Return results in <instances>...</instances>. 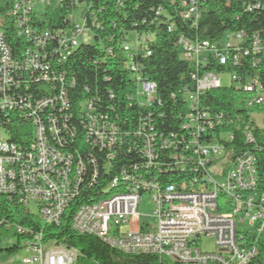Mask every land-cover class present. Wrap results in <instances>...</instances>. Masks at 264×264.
I'll use <instances>...</instances> for the list:
<instances>
[{"label":"built area","instance_id":"1","mask_svg":"<svg viewBox=\"0 0 264 264\" xmlns=\"http://www.w3.org/2000/svg\"><path fill=\"white\" fill-rule=\"evenodd\" d=\"M263 2L254 0L247 8H259ZM181 5L182 17L195 22L196 0H181ZM53 9L64 10L65 27H39L37 22ZM9 12L13 35L22 47L13 50L0 31V114L7 121L13 117L16 124L29 121L33 138L28 144L14 142L0 129V194L28 216L55 226L74 199L84 196L71 215V229L95 236L122 254L153 255L174 264H250L264 232L257 137L246 130L243 139L249 148L227 150L234 134L219 129L222 114L201 108L199 96L221 85L220 74H192L194 87L184 92L188 109L179 116L177 131L162 133L150 115L138 116L135 130L123 131L118 122L133 117L119 116L98 89L91 94L84 85L76 91V79L64 67L80 45L78 37L91 33L89 23L96 25L85 1L12 0ZM244 37L242 32L227 34L218 47L183 36L178 43L183 58L196 66L209 55L219 65L235 66L246 56H253V65L264 63V35H252L247 47L240 45ZM149 38L132 33L118 44L135 83L124 94L126 102L146 109L154 102L156 84L140 74L133 57ZM230 78L237 81L234 75ZM239 86L246 94L245 107L264 135L262 84L253 79ZM82 93L87 95L80 98ZM129 140L127 146L138 150L139 160L123 161L105 179L120 145ZM98 159L105 174L101 177ZM143 200L155 224L139 212ZM0 223L11 226L9 221ZM12 226L26 235L27 255L17 264H75L79 251L74 247L46 239L33 226ZM208 238L214 241L212 251L201 246Z\"/></svg>","mask_w":264,"mask_h":264},{"label":"trees","instance_id":"2","mask_svg":"<svg viewBox=\"0 0 264 264\" xmlns=\"http://www.w3.org/2000/svg\"><path fill=\"white\" fill-rule=\"evenodd\" d=\"M84 1L89 9L88 13H95V24L98 27L89 23L95 42L80 44L64 64L66 71L76 79V91H80L84 85L89 87L91 94L98 89L100 96L115 107L119 116L133 117L129 118L132 121L121 119L118 122L123 131L135 130L137 117L150 115L154 127L166 134L169 131H177L181 118L179 116L187 112L184 92L193 90V73L210 71L234 75L236 82L230 78V85H220L205 91L199 96V102L201 108L212 115L222 114L224 122L219 127L220 130L233 132L234 138L226 145L227 150L237 152L249 148V144L243 139L246 130H251L257 137L255 159L258 189L264 193V135L255 126L250 110L245 107L246 94L239 86L246 80L254 79L264 88V63L253 65V56H246L241 57L235 66L230 62L219 65L215 57L209 55L206 62L196 66L183 58L182 47L178 43L179 37L183 36L193 43L207 42L218 47L227 34L242 32L245 37L240 45L247 47L252 35H264V2L259 8L248 9L247 6L253 5L254 0H196L198 17L194 22L182 17L181 0ZM11 2L12 0H0V31L4 33L11 48L19 50L22 41L13 35V22L9 12ZM64 14L61 9L50 10L37 25L49 30L64 28ZM132 33L150 36L133 57V61L138 63L140 74L156 84L154 102L147 109L135 103L127 104L124 97L125 92L135 86V83L131 81L129 71L124 68L126 59L122 56L118 44ZM147 52L150 53L147 55ZM110 93L113 97H109ZM86 95L87 93H82L80 98ZM4 117L5 114H0V129L5 137L19 143L31 142L33 126L29 121L24 120L23 123L16 124L13 117L9 116L8 121ZM29 126L31 128L27 129ZM125 141L120 145L122 149L116 159L111 162L113 170L109 171L105 179L111 177L110 173L113 174L123 161L139 160L138 150H131L127 146V143L132 141ZM126 151L130 152L124 155ZM98 163L101 177L105 175L100 165L101 159H98ZM106 181L104 180L103 184ZM83 199L84 196L76 197L65 210L61 222L55 226L43 224L37 218L28 216L14 201L9 200L7 195L0 194V220L11 223L9 228L0 223V229L16 236L17 240L25 239L26 235L17 233L13 224L41 229L46 239H54L57 243L79 251L75 264H165V260H159L156 256L122 254L95 236L75 233L70 226L71 215ZM258 246V255L250 264H264V232ZM2 249L13 251L16 246H0V250Z\"/></svg>","mask_w":264,"mask_h":264},{"label":"rangeland","instance_id":"3","mask_svg":"<svg viewBox=\"0 0 264 264\" xmlns=\"http://www.w3.org/2000/svg\"><path fill=\"white\" fill-rule=\"evenodd\" d=\"M93 36L94 35L91 33H87V32L83 33L80 37H78V42L80 44H85V45L93 44L95 42ZM219 78L221 85L228 86L231 84L230 73L228 72L222 73L219 75ZM233 84L236 85L235 82H233ZM138 99L139 102L143 101L142 96H139ZM29 128L31 127L29 126L27 129ZM219 201L222 202V199H220ZM138 210L141 214L147 215L145 219H147V221H149L150 224H155L156 220L154 217L150 216L151 207L147 200L142 201ZM0 239H1L0 246L2 248L6 246L11 247L13 245L16 246V249L13 251H8L5 249L0 250V264H17L20 262V259L22 257L27 255V253L25 252V245H24L26 240L24 238H20L19 240H17L16 236H11V233L6 232L3 229H0ZM201 246L202 249L207 251H212L215 249L214 241L211 238L202 241ZM165 264H174V263L165 261Z\"/></svg>","mask_w":264,"mask_h":264}]
</instances>
